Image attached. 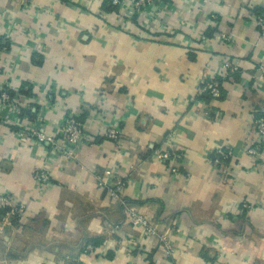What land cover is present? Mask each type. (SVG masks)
Returning a JSON list of instances; mask_svg holds the SVG:
<instances>
[{"label":"crops","instance_id":"obj_1","mask_svg":"<svg viewBox=\"0 0 264 264\" xmlns=\"http://www.w3.org/2000/svg\"><path fill=\"white\" fill-rule=\"evenodd\" d=\"M103 2L0 0V87L19 89L27 117L0 107V194L26 205L10 224L0 213V264H264V153L246 154L264 113L253 17L264 0H155L145 15L129 2L107 13ZM225 59L240 70L223 76L224 96L191 102ZM74 113L92 139L71 157L18 132L55 135ZM169 135L184 151L177 173L153 156ZM218 145L235 153L226 170L209 162ZM106 169L126 180L127 206L99 186ZM131 207L173 254L128 222Z\"/></svg>","mask_w":264,"mask_h":264},{"label":"built area","instance_id":"obj_2","mask_svg":"<svg viewBox=\"0 0 264 264\" xmlns=\"http://www.w3.org/2000/svg\"><path fill=\"white\" fill-rule=\"evenodd\" d=\"M23 5L30 4V0H19ZM113 5L118 6L119 10L127 5L130 0H110ZM155 0H131L128 3L132 13L139 15H145L153 6ZM254 22L261 33H264V16L254 15ZM211 22L216 23L215 15H211ZM220 39L226 40L228 37L219 33L217 35ZM240 63L237 61H231L225 59L220 68L214 75L208 77L199 86L195 88L193 94L190 97L191 102L197 101V96L209 95L211 100L218 99L221 96V83L216 80V76H225L227 74H234L239 72ZM19 89L13 87H0V107L9 106L15 112L20 119H26V115L23 110V103L19 99ZM78 113L70 114L65 117L63 125L57 134H48L41 127L32 126L30 124H24L20 127L18 132L21 135H26L30 139H34L41 144L51 147L53 150L71 157L73 155V149L80 144L85 143L89 137L84 130V124L80 120ZM20 122L18 123V125ZM254 131L257 139L249 145L246 149V154L252 158H258L264 153V117L256 118L253 122ZM106 138L117 141L120 137V131L116 128H110L105 133ZM165 143L167 147L157 148L154 151V158L165 162L170 165V169L173 173L178 172V168L174 163L180 161L184 157V151L180 148L174 147L172 144V137L166 136ZM213 158L209 159L212 166L219 169L226 170L229 167V163H225L224 160L231 159L235 153L232 147L229 145H218L211 152ZM35 179L38 183L46 185L49 183L50 177L46 171L37 172ZM98 184L107 190L109 195L117 201L127 206L122 191L126 184V180L119 177H115L111 169H106L103 174L97 176ZM111 182H108V181ZM129 207V206H128ZM249 205L245 202L242 203V208L245 209ZM0 210H5L4 223L10 224L13 220L20 219L26 211V205L23 203H16V201L7 193L0 194ZM128 222L135 228L142 229L147 235L151 237H157L161 243L167 248L168 254H173V242L166 234H160L158 227L149 220L143 213L137 211L131 207L127 210ZM93 249V246L88 245L86 251Z\"/></svg>","mask_w":264,"mask_h":264},{"label":"trees","instance_id":"obj_3","mask_svg":"<svg viewBox=\"0 0 264 264\" xmlns=\"http://www.w3.org/2000/svg\"><path fill=\"white\" fill-rule=\"evenodd\" d=\"M104 2H103V9L105 10V12H113V11H118L119 10V8H118V6H115V5H113L112 4V2L110 1V0H103ZM254 15H263L264 16V10H261V9H257L256 11H255V14ZM208 35H210V34H208ZM238 73V72H237ZM237 73H234V74H237ZM216 80L217 81H219L220 83H221V96L218 98V99H220V98H222L223 96H224V91H223V88H222V82H223V80H224V77H222V76H216ZM207 81V80H206ZM27 92H25V94H26ZM29 93V92H28ZM197 100H203V101H210L211 100V98H210V96L207 94V95H201V96H197V98H196ZM80 117V120L83 122V118L81 117V116H79ZM261 117H264V113H260V114H258L257 115V117L256 118H261ZM208 158L209 159H212L213 158V154H209L208 155ZM230 160L231 159H226V160H224V162L225 163H229L230 162ZM125 201H126V204L128 205V203H129V200H127V199H125ZM123 206H125V204H122ZM0 213L1 214H4L5 213V210H0ZM19 219V218H18ZM17 219V220H18ZM98 242H99V239H95V238H93V239H88L87 240V242H86V246H88V245H91V246H93V247H95V245H97L98 244ZM85 248V247H84Z\"/></svg>","mask_w":264,"mask_h":264}]
</instances>
